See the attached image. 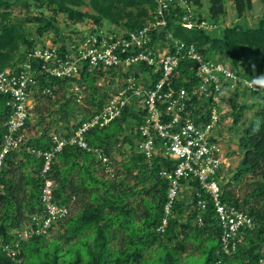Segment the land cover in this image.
Masks as SVG:
<instances>
[{"label": "trees", "instance_id": "trees-1", "mask_svg": "<svg viewBox=\"0 0 264 264\" xmlns=\"http://www.w3.org/2000/svg\"><path fill=\"white\" fill-rule=\"evenodd\" d=\"M165 1L169 6L160 14L157 0H0V71L22 68L19 66L25 61L35 64L38 60L32 56L29 58L37 41L26 27L28 22L34 24L38 38L49 32L56 35L48 44L40 41L39 48L44 50L49 45L58 44V52L63 54L76 39H84L88 34L97 35L103 31L129 38L131 34H139L151 24L163 20L162 24L151 25L145 31V45L129 51V54L135 56L140 51L148 53L150 50V56L158 61L160 52L179 54V45L184 43V49L193 46L201 57L227 64L238 76L234 87L229 78L222 80L223 91H228L223 100L229 110L221 116L217 140L225 119L236 124L243 120L245 111L251 107L245 99L248 93L259 101L254 119L244 122L238 140L241 149L239 164L231 172L222 173L220 168L215 176L220 182L221 200L250 215L254 226L242 227L236 251L225 253L222 250L221 220L210 194L201 189L197 181L187 179L179 180L177 196L170 205V213H166L170 181L162 175V170H173L177 162L159 154L148 160L137 152L138 128L143 124L146 111L135 96L123 107L120 117L106 125L96 124L84 132L90 150L66 143L55 152L50 170L43 175L44 158L34 151L56 148L54 134L70 140L83 123L101 112L112 95L127 88L129 79L152 89L162 78L163 69L146 61L132 63L126 69L110 67L111 80L121 78L122 84L105 91L96 85L103 69L92 73L84 70L82 79L77 82L83 91H90L86 102L96 110L89 114L83 109L76 113L79 108H74L77 104L75 95L72 94L74 98L67 96L73 79L41 73L36 76L39 92L35 95L38 101L41 98L46 101L43 107L37 104L35 109L38 134L25 138L18 150L4 157L1 165L0 264H259L264 253V88L253 81L256 76L264 74V12L257 27H246L238 20L222 26L221 20L227 11L225 0H210L207 13L202 9L204 0ZM231 1L237 18H243L254 9L253 0ZM261 2L264 4V0ZM16 6L40 7L52 14L41 12L24 18L13 17ZM83 7L88 8L83 10ZM60 15L73 24L90 19L93 27L88 34L76 30V36H62L56 19ZM105 23L113 27H105ZM188 23L192 26L188 27ZM210 30L215 34L209 33ZM196 66V60L180 58L164 89L192 90L198 81ZM244 81H250L251 88L243 86ZM44 89H50V92L43 94ZM59 93L57 99L52 98L53 94ZM191 96L189 102H196V97ZM9 101V95L0 93V152L11 114ZM56 104L59 108H55ZM85 110L89 111L88 108ZM46 114L50 117L55 114L56 117L47 120ZM133 119L130 135H124L122 129L127 128ZM29 123L30 119L26 128ZM112 124H116L115 129L111 128ZM122 136L123 144H128L131 152L129 160L123 163L124 177L113 183L99 175L98 169L106 172L107 168H112L111 153L116 149L119 156L123 155L118 145ZM99 155L108 158L106 165ZM222 174L221 181L219 175ZM46 178L55 183L51 201L68 208L69 212L52 224L48 233H34L20 239V231L36 230L45 217L42 189ZM241 181L248 185L249 193L239 199L230 186ZM186 189L190 196L181 199ZM199 199L207 202L205 209L199 208ZM164 219L167 220L165 226ZM58 224V236L48 237ZM5 246L16 251V255L11 256Z\"/></svg>", "mask_w": 264, "mask_h": 264}, {"label": "built area", "instance_id": "built-area-1", "mask_svg": "<svg viewBox=\"0 0 264 264\" xmlns=\"http://www.w3.org/2000/svg\"><path fill=\"white\" fill-rule=\"evenodd\" d=\"M157 1L161 14L163 8H168L169 3L165 0ZM160 23L162 24L164 21L159 20L151 25ZM186 25L191 27L192 23ZM148 28L139 34H131L129 38L114 33L105 34L103 31L97 35L88 34L84 39H76L75 43L69 47V51L63 54L58 52V45H49L44 50L36 48L32 54H29V58L32 56L38 59L35 64L25 61L19 66L22 68H7L0 71V93L9 95L8 105H11V114L5 126L6 131L0 152V171L4 157L10 152L18 150L25 139L23 131L31 114L30 97L38 91L36 76L42 73L60 79H73L69 90L75 95L76 101L80 102L83 98V87L77 80L82 79L84 70L92 73L96 69L98 71L99 68H102L105 71L113 66L126 69L138 61L162 66L163 76L154 83L152 89H147L141 83L136 84L129 79L127 88L112 95L101 112L83 123L70 140L61 139L54 134L53 141L57 143L56 148L52 151H32L36 152L37 156L44 158L43 175H45L50 170L55 152L60 151L66 143L77 144L90 150L85 141L84 132L96 124L106 125L120 117L123 107L135 96L139 99L138 103L142 109L146 111L143 124L138 128L140 136L136 139L137 152L142 153L148 160L159 154L177 162L173 170H162V175L170 181L168 190L170 199L165 207L166 213H170V205L177 196L179 180L197 181L201 189L210 194L214 208L220 217L222 250L231 254L236 251L237 245L241 241L238 236L239 230L242 227L252 228L254 226L250 215L238 210L235 206H227L221 200L220 182L215 177L218 169L222 168V173H225L229 168L227 153L221 147L220 139H216L221 116L226 115L229 110L227 102L223 100V97L226 98L228 95V91H223L222 80L229 78L233 81L232 87H234L237 84L238 76L227 64L217 60L204 59L197 54L193 46H190L188 50L184 49V43L179 45L178 52L181 51L179 54L160 52L158 61L150 56V50L148 53L140 51L137 55L132 56L129 51L135 48L139 50L145 45V31ZM127 53L128 56H124ZM180 58L197 61L195 75L198 77V81L190 91L186 88L176 91L171 87L166 90L164 86L174 73ZM242 85L251 88L252 83L244 81ZM49 90L44 89L42 93H48ZM191 94L196 97L194 103L189 102L192 99ZM99 158L104 165L107 164L106 156L99 155ZM222 178L223 174L219 175L221 181ZM54 184L53 180L45 179L42 189L45 217L36 230L24 229L20 231V239L31 237L34 233H48L52 224L68 214V208L51 201ZM198 206L205 209L207 202L204 199H199ZM166 222L167 220L164 219V226ZM5 249L11 256L16 255V251L11 250L8 246H5ZM216 264H220V262ZM259 264H264V253Z\"/></svg>", "mask_w": 264, "mask_h": 264}, {"label": "rangeland", "instance_id": "rangeland-1", "mask_svg": "<svg viewBox=\"0 0 264 264\" xmlns=\"http://www.w3.org/2000/svg\"><path fill=\"white\" fill-rule=\"evenodd\" d=\"M202 2L204 3V6L202 7V9L203 11L207 13L208 7L210 5V0H204ZM253 2H254V9L247 12L246 15L240 19V18H237L235 15L233 2L231 0H225L224 3H225L227 11H226V15L222 17L223 18L221 20L222 26L230 25L232 22H235L236 20H238L241 24H243L246 27H257L259 25V20L264 12V4L261 2V0H253ZM193 7L195 9L196 5L193 4ZM86 8L88 7H83V10H85ZM41 12H43V14H49V15L52 14L50 10L42 9L40 7L32 6L30 8H25L21 6H16L14 7L12 15L13 17L20 16L24 18L26 16L39 15V13ZM56 19H57L59 26L61 27L60 31L62 33V36H76L74 32L76 30H80L81 32L83 31L84 33L88 34L90 27H93V24L90 21V19H85L83 22H78L75 24L65 21L63 15L58 16ZM26 27H28L31 30V32H33V39L37 41L36 48L40 47L41 45L40 41H42L44 44H48L56 37V35L53 32H49L47 34H44L40 38H38L36 32L34 31L35 28H33L34 27L33 23H29V22L26 23ZM105 27H113V26L108 25V23H105ZM218 28L220 29L221 26H218ZM209 33H211L212 35L215 34L213 30H210ZM96 74L98 75V73ZM88 78H89L88 79L89 81L92 80L91 76H89ZM111 78L112 76L109 74L108 70H105L104 73L100 77H97L96 85L102 91H105L107 88L114 87V86L118 87L122 84L121 78H116L114 81L111 80ZM38 92L39 91H37L36 93ZM36 93H33L30 97V103H31L30 123H29V126L23 131L24 137L27 139H30V137H34L35 135L38 134L37 129H36L37 115L35 113V109L37 107V104H40L39 107H43V102L46 101V99L44 98H41L38 101V98L35 95ZM60 95H61L60 93L58 95L53 94L52 98L57 99ZM88 95H90V91H87V92L83 91V98L81 99L80 102H76L77 104L74 105L75 109L79 108V110L76 113L80 112V109H83L85 114H89L91 112H94V110H96V107H93L92 105H88V103L86 102V98ZM67 96L74 98L70 90ZM245 99L247 100L249 104H251V107L245 111L243 120L236 124V123H233L231 119L228 120L227 118L224 120V123L221 125V129L218 131L219 133L218 137L220 139L221 147L227 154L229 153L228 155L229 156L228 157V163H229L228 170L229 171L227 172H231L230 170H232L233 168L235 169L237 165L239 164V161L241 158V155H240L241 149H240L238 140H239V137L241 136L242 129L244 127V122L246 121L249 122L250 120L254 119V113L259 108V101L256 97H254V95H251L250 93H248ZM55 108H59V104H56ZM86 108H88L89 111H86L85 110ZM51 117L55 118L56 115L52 114ZM51 117L50 115H47L46 119L47 120L51 119ZM133 123H134V119L132 120V122H130V124H127V128L125 127L122 129V132L124 135H128V136L130 135V132L132 131V126H134ZM114 127H116V124H112L111 128L115 129ZM118 145L120 146L119 147L120 152L121 151L123 152V155H121L122 157L119 156L120 153L116 149L115 151L111 153V156H112L111 158L113 161L112 168L108 169L106 167L107 168L106 172L100 168L98 169L99 175L105 177L106 179L110 180L113 183L118 182L120 179L124 177L123 172L125 170H124L123 163L129 160V156H130L129 154L131 152L128 144H125V143L123 144V136L120 138ZM238 150L239 152H237ZM132 180L133 179H131L130 182ZM230 187H231L230 189H232L231 191L234 192V194L239 199L240 198L242 199V197H244L245 194L249 193L248 191L249 187L248 185L244 183V181H241L236 186H230ZM189 196H190V192L188 191V189H186L185 191H183L181 195V199L187 198ZM59 228H60V224L56 225L53 228V230L48 234V237H57ZM195 253L198 255V251H196ZM183 255L185 256L186 253Z\"/></svg>", "mask_w": 264, "mask_h": 264}, {"label": "clouds", "instance_id": "clouds-1", "mask_svg": "<svg viewBox=\"0 0 264 264\" xmlns=\"http://www.w3.org/2000/svg\"><path fill=\"white\" fill-rule=\"evenodd\" d=\"M253 83L261 88H264V74H260L254 78Z\"/></svg>", "mask_w": 264, "mask_h": 264}]
</instances>
